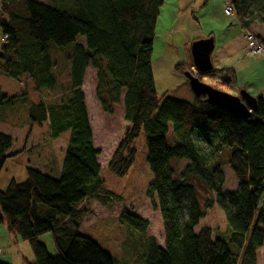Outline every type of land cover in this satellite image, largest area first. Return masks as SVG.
Returning a JSON list of instances; mask_svg holds the SVG:
<instances>
[{"label":"trees","instance_id":"obj_1","mask_svg":"<svg viewBox=\"0 0 264 264\" xmlns=\"http://www.w3.org/2000/svg\"><path fill=\"white\" fill-rule=\"evenodd\" d=\"M162 4V0H0V36H6L0 48V75L15 82L26 79L34 93H53L60 72L52 52L59 51L69 80L57 100L26 105L29 123H46L49 138L69 132L59 177L28 168L23 182L11 181L0 191V224L14 239L29 244L34 260L26 264H119L79 234L87 201L110 207L121 200L104 188L99 176V151L93 145L81 89L88 67L96 73L94 96L101 112L111 116L121 103L129 123L108 170L124 176L134 161V141L141 133L145 137L152 176L147 197L156 201L163 247L154 237L144 239L146 221L129 212L119 217L143 240V264H255L264 241V94L255 97L247 119L207 104L204 97H195L193 103L160 101L150 57ZM231 5L242 29L264 21V0H231ZM175 70L186 72L184 65ZM218 71L213 68L206 75ZM219 72L223 86L235 85L233 69ZM206 75L198 74V79ZM25 100L26 93L0 94V107ZM169 124L178 142L173 147L166 145ZM11 146L12 138L0 132V170ZM225 149L229 150L225 161L237 180L233 192L222 191L220 166L213 165ZM183 160L187 165L178 178L173 177L170 162ZM198 189L215 195L229 230L226 241L213 239L209 228L195 232L204 217ZM46 233L51 235L54 256L38 242Z\"/></svg>","mask_w":264,"mask_h":264},{"label":"rangeland","instance_id":"obj_2","mask_svg":"<svg viewBox=\"0 0 264 264\" xmlns=\"http://www.w3.org/2000/svg\"><path fill=\"white\" fill-rule=\"evenodd\" d=\"M35 1L45 2V0ZM162 1L155 24L150 57L154 89L160 101L165 98L187 103L195 101V96L184 75L177 72L175 67L184 65L186 72L198 78V73L191 62L190 46L195 40L207 38H212L214 44L210 55L213 68L219 71L233 68L238 83L230 87L223 86L221 83L223 75L219 71L201 77L199 80L202 83L235 96L241 89L253 97L264 94V55L251 57L245 54L246 40L241 24L234 14L225 15L223 0ZM244 30H248L260 41L264 39V21L255 22L249 29ZM2 41L4 40L0 37V45ZM77 42L84 45L81 37L77 38ZM63 56L62 52H52V58L57 62L60 72L59 87L53 93H34L31 83L26 79L15 82L0 76V90L8 97L26 93L27 99L13 106L0 107V132L9 135L13 142L11 151L7 152L8 157L0 170V191L6 190L11 181L23 182L27 177L28 168L53 178L59 177L69 132L63 133L55 140L49 138L46 123L34 125L29 123L26 105L27 102L35 103L39 99L57 100L59 94L68 87V72ZM95 86L96 73L88 67L81 89L89 113L93 145L99 151L97 158L100 167L99 176L104 182V188L121 200L110 207L102 206L95 201H87L84 207L88 212L81 221L79 234L92 240L119 264H143L142 255L145 251L143 240L138 233L120 223L119 217L123 212H129L146 221L148 227L144 239L154 237L159 246L163 247L162 223L158 211L154 208L156 201L155 198L147 197L152 176L146 162L145 137L141 133L134 141L136 154L132 166L124 176L117 177L108 170V161L118 147L124 131L129 128V123L124 121L121 103L114 106L111 116L101 112L94 96ZM165 138L168 147L178 145L172 134L171 124L168 126ZM227 154L229 155V150L225 149L222 154L216 155L213 165L220 166L223 178L222 191L233 192L237 188V180L225 161ZM170 163V171L175 178L179 177L187 165L185 160ZM215 200L214 194L199 190V201L204 217L194 230L198 232L201 228H209L213 239L226 241L229 230L224 214L215 204ZM206 204L211 206L207 209ZM262 229L264 230V227ZM38 242L45 246L50 256L56 255L49 233L38 237ZM231 249L236 253L234 247ZM0 251V262L5 264H26L34 260L29 244L14 239L7 232L4 224H0ZM238 257L240 260V255ZM255 264H264V241L256 252Z\"/></svg>","mask_w":264,"mask_h":264},{"label":"water","instance_id":"obj_3","mask_svg":"<svg viewBox=\"0 0 264 264\" xmlns=\"http://www.w3.org/2000/svg\"><path fill=\"white\" fill-rule=\"evenodd\" d=\"M213 48L212 38L195 40L191 43L192 65L198 74L206 75L213 70L210 60ZM183 75L196 98L204 97L207 104L218 107L237 118L247 119L251 116L256 100L244 89L239 90L236 96L230 95L202 83L190 72H184Z\"/></svg>","mask_w":264,"mask_h":264},{"label":"built area","instance_id":"obj_4","mask_svg":"<svg viewBox=\"0 0 264 264\" xmlns=\"http://www.w3.org/2000/svg\"><path fill=\"white\" fill-rule=\"evenodd\" d=\"M224 2V13L225 15L229 16L233 13V8L231 5V0H223ZM244 38L246 40V48H245V54L251 57L257 56V55H264V44L262 41L256 38L252 33H249L248 30H244ZM3 40L6 39V36L2 38ZM1 255V251H0Z\"/></svg>","mask_w":264,"mask_h":264},{"label":"crops","instance_id":"obj_5","mask_svg":"<svg viewBox=\"0 0 264 264\" xmlns=\"http://www.w3.org/2000/svg\"><path fill=\"white\" fill-rule=\"evenodd\" d=\"M1 37V36H0ZM243 47H245V46H243ZM0 48H1V45H0ZM192 62V61H191ZM229 68H231V67H229ZM225 69H228V68H225ZM231 69H233V68H231ZM234 70V69H233ZM235 72V71H234ZM1 76V75H0ZM3 77V76H2ZM237 79H236V74H235V83H238L237 81H236ZM82 88V87H81ZM238 89H240V88H238ZM0 94H3V95H5V96H7L8 97V95L7 94H5L2 90H0ZM263 95V94H262ZM255 97V96H254ZM85 105H86V100H85ZM86 111H87V115H88V119H89V113H88V109H87V105H86ZM89 122H90V120H89ZM12 146H13V142H12ZM12 146H11V148H12ZM11 148H10V150L9 151H11ZM28 149H25V151H27ZM14 156V155H13ZM98 158V157H97ZM98 162V161H97ZM50 167V166H49Z\"/></svg>","mask_w":264,"mask_h":264}]
</instances>
